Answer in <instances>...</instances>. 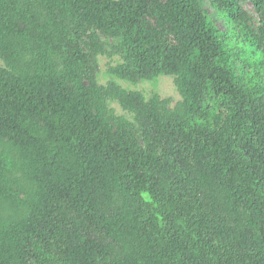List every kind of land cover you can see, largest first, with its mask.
Returning a JSON list of instances; mask_svg holds the SVG:
<instances>
[{
  "label": "trees",
  "instance_id": "obj_1",
  "mask_svg": "<svg viewBox=\"0 0 264 264\" xmlns=\"http://www.w3.org/2000/svg\"><path fill=\"white\" fill-rule=\"evenodd\" d=\"M209 1L230 36L198 0H0V264H264V0Z\"/></svg>",
  "mask_w": 264,
  "mask_h": 264
},
{
  "label": "rangeland",
  "instance_id": "obj_2",
  "mask_svg": "<svg viewBox=\"0 0 264 264\" xmlns=\"http://www.w3.org/2000/svg\"><path fill=\"white\" fill-rule=\"evenodd\" d=\"M198 1L202 6L205 15L210 19V21L220 31V33L226 36H230L232 27L230 25L229 20L226 17V14L222 10L216 8L209 0H198ZM241 7L252 18V25L256 28L258 26V16L254 12L251 3L243 2L241 3ZM97 62L99 67L97 73V82L100 85H106L109 82H113L127 91H138L145 98H149L153 94H156L161 99H168L170 101V107H174L175 104L181 100L174 86L173 79L170 77L161 76L151 81L128 83L117 80L107 73V69L110 66H114L115 64L118 63V58L115 57L109 59L107 57H98ZM1 65L2 63L0 61V66ZM108 105L110 108L113 109L116 115H121L130 118V116L127 113H125L116 103L109 102Z\"/></svg>",
  "mask_w": 264,
  "mask_h": 264
}]
</instances>
